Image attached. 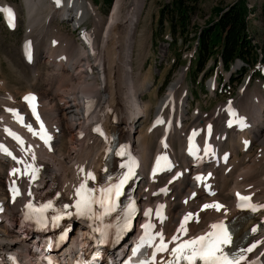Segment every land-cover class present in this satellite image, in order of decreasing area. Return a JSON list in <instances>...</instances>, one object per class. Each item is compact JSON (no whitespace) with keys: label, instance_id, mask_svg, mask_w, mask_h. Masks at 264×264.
Masks as SVG:
<instances>
[{"label":"bare ground","instance_id":"obj_1","mask_svg":"<svg viewBox=\"0 0 264 264\" xmlns=\"http://www.w3.org/2000/svg\"><path fill=\"white\" fill-rule=\"evenodd\" d=\"M1 1V8L12 9L16 14L13 5ZM88 1L60 0L58 5L52 0L24 1L28 23L23 42L28 41L31 47L28 55L23 54V60L31 66L36 79L35 53L42 47L46 50L44 60L49 72L43 81L48 91L41 95L33 91L37 100L35 116L29 114L25 101L30 91L22 94L21 105L15 103L11 93L0 94V159L5 161L3 180L0 176V209H5L4 219L14 220L12 225H16L15 214L19 210H23L27 220L31 219L32 213L26 211L28 200L47 196L73 216L81 185L96 186L103 173L112 133L119 143L139 155V168L132 181L142 206L141 221L135 225L139 232L152 225L149 237L158 242L162 234L168 246L164 253L170 255L173 236L179 237L177 241L193 239L208 233L215 221L245 217L224 248L238 252L240 264H264V161L251 158L249 163L243 161L244 166L238 159V151L247 153L251 143L264 147V90L257 89L253 95L240 90L236 100L230 101L236 108L231 117L224 113L223 104L209 115L198 109L200 112H194L191 122L185 124L187 95L177 94L182 90V72L144 133L135 136L137 126L149 115L143 93L150 83L141 81V72L134 73L132 65L136 24L145 0H114L106 20L94 12ZM70 9L73 14L67 13ZM90 13L93 28H78L77 41L65 35L61 36L63 41L49 37L52 19L57 15L77 27ZM236 119L239 120L231 124ZM94 126L104 130V138L92 131ZM74 129L77 131L72 135ZM175 132L177 146L171 142ZM188 133L200 143L195 157L185 154L183 141ZM64 134L69 145L61 150L55 141ZM149 137L156 138L154 150L148 145ZM11 154L16 161H9ZM150 156L159 157L160 164L152 174L149 169L144 170ZM236 169L238 173L234 174ZM228 181H232L229 188ZM241 196L250 197L255 205L250 213L235 207ZM214 204L223 207H204ZM189 214L191 217L185 221ZM182 223L186 233L178 231ZM10 225L0 222L2 261L13 252H29L34 244L29 229L11 230ZM88 230L83 227L79 234L72 231L70 239L75 246L87 241ZM69 255L63 253V257Z\"/></svg>","mask_w":264,"mask_h":264},{"label":"rangeland","instance_id":"obj_2","mask_svg":"<svg viewBox=\"0 0 264 264\" xmlns=\"http://www.w3.org/2000/svg\"><path fill=\"white\" fill-rule=\"evenodd\" d=\"M24 1L25 0L1 1L13 5L17 10L13 27H7L3 19L0 18V94L11 93L15 103L20 105L22 102L21 96L24 92L33 90L38 93V95H41L42 92L48 91V87L45 86L43 80L46 79L47 70L49 72V65H46L44 60L46 50L44 51L43 47L40 49L37 48L38 51L35 53V58L38 60V69H36L35 66L37 70L36 79L32 77L31 66H29L21 56V41L25 38V26L28 23L27 9ZM89 1L93 6L94 12L98 13V15L106 20L110 14L114 0L111 7H106L103 0ZM231 1L232 0H200L201 13L198 15V22H201L208 15H214L213 6H223ZM262 2H264V0H247L249 6L253 5L255 7L249 19L250 26L255 33V38L258 37L262 24L258 14L259 6ZM144 3L145 4L141 8L142 12L140 11L137 21L138 24H136V34L132 51V65L134 73L141 72V81L150 83L144 91L145 93H143V101L149 115L137 126V133L135 132V136L144 133L146 127L151 123L150 121L153 119L154 112L162 102L163 97H165L168 89L182 72L185 73L184 81L181 84L182 90H178L177 94L181 92L187 95L188 105L186 106L187 113L185 124L191 122L193 113L196 111L200 110L201 113L209 115L218 109L219 106L222 107L225 102L229 100L234 102L238 94H241L240 90L242 89H244V92L246 91V94L251 93L252 95L257 92V89L264 90V80L258 77L259 72L264 74L263 65H257L255 69H249L247 73L242 76V79L238 75L240 73H234L232 78H230L229 72H222L220 68L216 66L209 78L204 79L203 83L200 85V81L190 77L188 65L185 63L189 58L190 50L186 49L184 47L185 45L181 42L177 43L175 46H169L164 40L168 37V34L166 32L158 33L155 22L160 0H145ZM73 12L72 9L67 10L69 14H73ZM93 24V13L85 16L77 27H73L72 21L61 19V16L57 15L52 19L49 37H57L63 41L61 36L65 35L75 42L77 41L75 37H77L78 31L92 29ZM77 29L78 31H76ZM237 67L239 66H232L231 69H236ZM202 76L203 73L200 74V77ZM210 78L212 79V83L208 84L207 82ZM1 111L2 108L0 109V112ZM222 123L223 121H220V125H222ZM217 130H220L218 125ZM76 131L77 129H74L72 131L73 134H71L74 135ZM177 136L178 133L175 132L173 140L171 139L172 144L176 146L178 144ZM156 142L155 137L148 138V145L151 150H154ZM55 145L59 146L61 150H64L69 145L67 136L65 134L60 136V139L55 141ZM263 148L264 147H260L259 143H251L247 153L244 154L241 150L238 151V159L246 163H249L253 158H259L264 161ZM261 153L262 156L260 155ZM245 162H243L244 166L246 164ZM4 163L5 162L0 159V165L2 167V173L0 174L1 180H3L2 177L5 174ZM244 166L238 168V172L239 169L244 168ZM238 172L236 169L234 174ZM229 182L230 181H228V183ZM231 182L228 184L227 188L231 187ZM225 193L226 191H224V193L222 192V195L224 196ZM3 223L11 224V230L18 229V226L12 225L15 223L14 220L4 219ZM21 254L25 256V252Z\"/></svg>","mask_w":264,"mask_h":264},{"label":"trees","instance_id":"obj_3","mask_svg":"<svg viewBox=\"0 0 264 264\" xmlns=\"http://www.w3.org/2000/svg\"><path fill=\"white\" fill-rule=\"evenodd\" d=\"M112 2L103 0L106 7H111ZM254 8L247 0H232L213 6L214 15L198 22L200 0H160L155 26L158 33L168 34L164 40L169 46L181 42L191 50L187 61L189 75L201 85L216 66L229 72L230 78L234 73L242 77L249 69H255L256 63L264 66V2L259 6L262 24L257 38L249 22ZM236 59L241 64L231 69ZM258 77L264 79V74L259 72Z\"/></svg>","mask_w":264,"mask_h":264},{"label":"snow or ice","instance_id":"obj_4","mask_svg":"<svg viewBox=\"0 0 264 264\" xmlns=\"http://www.w3.org/2000/svg\"><path fill=\"white\" fill-rule=\"evenodd\" d=\"M0 11L7 12L8 17L11 19L13 14L11 9H0ZM35 97H25V100H34ZM37 119L39 117L37 116ZM41 129L43 130V125L41 124ZM41 138H44L43 136ZM127 176L124 177L123 180L120 181V184L109 187L103 191V198L101 200L95 201L96 203L104 206L109 202L113 193L118 196L120 194V187L123 185L125 180H127ZM199 179V177H198ZM80 199L77 201L76 208L78 212L83 215L86 212L91 210V204L94 202L91 193L85 188L84 185H81V188L77 192ZM240 199L242 201L250 200V197L241 196ZM241 206H251V205H241ZM50 207V205H49ZM205 208L214 207L216 210H219L222 205L214 204V205H205ZM148 214V213H146ZM192 214H189L185 217V221H187ZM146 230V236L148 235V229L152 227V225L144 226ZM213 231L207 233L204 236H199L193 239H189L182 243L176 245V247L171 249L173 260L169 262V264H180V261H184L185 264H196L197 260L201 261L202 264H240L241 258L233 257L229 258V254L225 253L224 246L228 245L231 242V237L225 228L223 223L213 224L211 225ZM180 232L186 233L185 225L182 223ZM179 239L178 236L172 237V242H175ZM148 241L145 238H141L140 243L134 249L133 255L135 256L137 252H139L140 248L143 247ZM148 246H151L148 243ZM255 247V245L253 246ZM168 246L164 241L162 234L160 235V243L156 247L155 252L153 253V261L155 259L156 252L167 251ZM252 249H248L251 251ZM137 264H151L148 261H137Z\"/></svg>","mask_w":264,"mask_h":264},{"label":"water","instance_id":"obj_5","mask_svg":"<svg viewBox=\"0 0 264 264\" xmlns=\"http://www.w3.org/2000/svg\"><path fill=\"white\" fill-rule=\"evenodd\" d=\"M226 7H224L223 9H225Z\"/></svg>","mask_w":264,"mask_h":264}]
</instances>
